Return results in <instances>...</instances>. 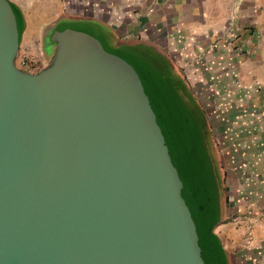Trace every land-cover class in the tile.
<instances>
[{
  "label": "water",
  "instance_id": "95a60500",
  "mask_svg": "<svg viewBox=\"0 0 264 264\" xmlns=\"http://www.w3.org/2000/svg\"><path fill=\"white\" fill-rule=\"evenodd\" d=\"M0 0V264H212L160 109L91 34L56 29L36 74Z\"/></svg>",
  "mask_w": 264,
  "mask_h": 264
},
{
  "label": "crops",
  "instance_id": "0c3cea01",
  "mask_svg": "<svg viewBox=\"0 0 264 264\" xmlns=\"http://www.w3.org/2000/svg\"><path fill=\"white\" fill-rule=\"evenodd\" d=\"M9 1L22 40L87 19L102 24L109 45L148 46L182 71L216 112L213 145L227 193L212 234L225 264H264V0Z\"/></svg>",
  "mask_w": 264,
  "mask_h": 264
},
{
  "label": "trees",
  "instance_id": "16d2710c",
  "mask_svg": "<svg viewBox=\"0 0 264 264\" xmlns=\"http://www.w3.org/2000/svg\"><path fill=\"white\" fill-rule=\"evenodd\" d=\"M93 31L89 33L92 36ZM94 37L140 79L160 109L194 191L212 264H225L212 229L218 220L221 195L226 196L227 188L225 180L222 183L216 177L207 114L193 87L182 71L175 70L165 56L152 48L111 46L101 34Z\"/></svg>",
  "mask_w": 264,
  "mask_h": 264
},
{
  "label": "rangeland",
  "instance_id": "374dc122",
  "mask_svg": "<svg viewBox=\"0 0 264 264\" xmlns=\"http://www.w3.org/2000/svg\"><path fill=\"white\" fill-rule=\"evenodd\" d=\"M70 27L75 29V30H79V31H81V30H84V31L95 30V31L99 32L100 34L103 33L102 24L97 23V22L94 23V22L88 21L87 19L81 23H74V24L71 23ZM43 43H44V40H42L41 38L35 39V38H29V37L25 36L22 40L21 48L19 49L17 56H16V59H15V62L18 65V67L25 69V68L29 67L30 64H39V61L42 60L41 54L43 51L42 50L43 49L42 48ZM117 44L121 45L120 43H117ZM117 44H115V45H117ZM122 44H125V43H122ZM236 45L237 46L239 45L238 42H236ZM52 54L53 53L51 52V55ZM46 60H49L48 56H47ZM23 61L25 62L24 65L22 64ZM193 90L195 91V93H197L198 88L193 87ZM203 105L206 107V109L209 108V107L207 108L206 102H203ZM212 123H213V125H216L215 120H213V119H212ZM207 136L211 141L210 146H211V144L213 146V148L210 150V154H211V157L213 159V166H214L215 174H216V177L218 178L220 170H219L218 165L216 163L217 151H216V147H214V145L212 143L215 141L216 136H215V134L210 133V131L208 132ZM221 187H222V185H221Z\"/></svg>",
  "mask_w": 264,
  "mask_h": 264
},
{
  "label": "flooded vegetation",
  "instance_id": "af4514ba",
  "mask_svg": "<svg viewBox=\"0 0 264 264\" xmlns=\"http://www.w3.org/2000/svg\"><path fill=\"white\" fill-rule=\"evenodd\" d=\"M71 23H81L78 21H76L75 19L73 20H63L61 22H59L58 24H55L54 27H48V31H44L43 34H42V40H44V43H43V51H42V60L39 61V64H30V66L28 68H25V69H22L20 67H18V65L16 64L15 62V65L18 69L22 70V71H25V72H28V73H31V74H36L38 73L40 70H42L43 68H45L48 64H49V61L51 60L53 54H54V50H55V43H53L51 41V35H52V32L56 29H63V28H71L70 25ZM73 29V28H71ZM79 31V30H78ZM83 32H86V33H91V31H84V30H81ZM94 32V31H93ZM99 32L95 31L94 32V36L97 35L99 36ZM103 36L106 37V34H104V32L102 33ZM107 43V42H106ZM109 44V43H108ZM20 49V48H19ZM51 52L53 53L51 55ZM47 56L49 57V60H46ZM24 62V61H23ZM25 64V62H24ZM197 95V94H196ZM198 96V95H197ZM199 98V96H198ZM200 100V98H199ZM200 102L202 103V106L207 114V120L209 122V131L210 133L214 134L213 131L216 130V125H213L212 123V119L214 118V116L216 115V112L214 109H211L210 111L208 109H206V107L203 105V102L200 100ZM212 111V112H211ZM214 120V119H213ZM216 124V122H215Z\"/></svg>",
  "mask_w": 264,
  "mask_h": 264
},
{
  "label": "built area",
  "instance_id": "2783aa9c",
  "mask_svg": "<svg viewBox=\"0 0 264 264\" xmlns=\"http://www.w3.org/2000/svg\"><path fill=\"white\" fill-rule=\"evenodd\" d=\"M22 64L24 65V62H22ZM27 68H28V67H27ZM247 214H248V215H251L252 212L249 210V211H247ZM248 230H251V226H250V225L248 226Z\"/></svg>",
  "mask_w": 264,
  "mask_h": 264
}]
</instances>
